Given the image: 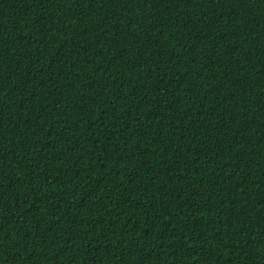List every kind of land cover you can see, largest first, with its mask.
<instances>
[{
  "label": "trees",
  "instance_id": "1",
  "mask_svg": "<svg viewBox=\"0 0 264 264\" xmlns=\"http://www.w3.org/2000/svg\"><path fill=\"white\" fill-rule=\"evenodd\" d=\"M0 264H264V0H0Z\"/></svg>",
  "mask_w": 264,
  "mask_h": 264
}]
</instances>
